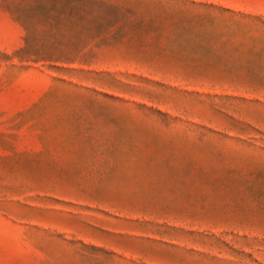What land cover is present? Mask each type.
Masks as SVG:
<instances>
[{
    "label": "rangeland",
    "instance_id": "374dc122",
    "mask_svg": "<svg viewBox=\"0 0 264 264\" xmlns=\"http://www.w3.org/2000/svg\"><path fill=\"white\" fill-rule=\"evenodd\" d=\"M0 264H264V0H0Z\"/></svg>",
    "mask_w": 264,
    "mask_h": 264
},
{
    "label": "trees",
    "instance_id": "16d2710c",
    "mask_svg": "<svg viewBox=\"0 0 264 264\" xmlns=\"http://www.w3.org/2000/svg\"><path fill=\"white\" fill-rule=\"evenodd\" d=\"M26 29L28 30V32H29V28L28 27H26Z\"/></svg>",
    "mask_w": 264,
    "mask_h": 264
}]
</instances>
